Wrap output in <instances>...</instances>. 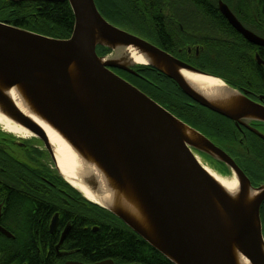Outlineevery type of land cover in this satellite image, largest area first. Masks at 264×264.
I'll return each mask as SVG.
<instances>
[{"label": "water", "instance_id": "95a60500", "mask_svg": "<svg viewBox=\"0 0 264 264\" xmlns=\"http://www.w3.org/2000/svg\"><path fill=\"white\" fill-rule=\"evenodd\" d=\"M16 1H67L75 26L70 38L54 39L0 22L1 111L40 137L57 167L43 128L4 92L19 87L45 121L130 194L127 197L138 204L150 230L120 208L90 202L118 218L173 264H238L236 251L249 264H264L260 216L264 187L254 188L235 162L208 138L109 68L134 74L133 67H150L172 80L195 103L231 120H264V108L221 78L109 23L95 0ZM221 10L250 41L264 43L245 32L224 4ZM98 47L111 53L99 56ZM130 47L151 61L147 65L133 62L127 53ZM182 71L221 81L233 109L217 106L194 90ZM184 129L191 131L197 144L187 140ZM193 150L212 156L229 168L239 182L237 198L230 196L208 173ZM85 185L92 192L99 190L92 176ZM249 192L258 193L251 202H247ZM0 231L9 235L2 228ZM67 234L68 229L61 242ZM92 264L116 263L105 260Z\"/></svg>", "mask_w": 264, "mask_h": 264}, {"label": "flooded vegetation", "instance_id": "af4514ba", "mask_svg": "<svg viewBox=\"0 0 264 264\" xmlns=\"http://www.w3.org/2000/svg\"><path fill=\"white\" fill-rule=\"evenodd\" d=\"M131 1L130 5L136 9L127 21V28L104 18L180 61L221 78L264 108V43L250 41L221 10L224 4L245 32L264 42V0ZM139 7L151 15L148 20L139 18H144L145 13L137 12ZM97 52L103 56L100 48ZM109 69L209 138L235 162L254 188L264 187L263 119L235 121L208 110L153 69L152 73L159 80L175 88L187 110L209 114L208 136L192 125V118L183 109L175 113L159 101L160 94L153 89L155 84L145 75L144 69L133 67L134 74L118 68ZM209 169L221 179L235 178L224 163L212 156H209ZM86 201L80 192L70 193L69 184L59 173L40 137L16 136L0 124V228L9 234L0 231V264H35L34 245L40 255L46 247L48 264H92L81 261L79 250L68 244L74 224L85 217ZM260 216L264 237V200ZM67 229L68 234L61 242ZM93 230L97 231V227Z\"/></svg>", "mask_w": 264, "mask_h": 264}, {"label": "trees", "instance_id": "16d2710c", "mask_svg": "<svg viewBox=\"0 0 264 264\" xmlns=\"http://www.w3.org/2000/svg\"><path fill=\"white\" fill-rule=\"evenodd\" d=\"M130 1L95 0V3L103 17L111 23L127 28V21L133 17L131 14L136 9L130 5ZM136 11L145 12L142 7ZM150 17L151 15L145 12L144 18H139L148 20ZM0 22L54 39L70 38L75 26L74 14L67 1L33 3L0 0ZM100 52L104 54L109 51L100 48ZM140 67L155 84L153 89L160 94L159 101L172 112L179 113L180 108L183 109L184 113L192 118V125L209 136V114L201 110H187L171 84L159 80L150 67ZM69 189L70 193L77 192L70 185ZM84 216L83 219L77 220L68 237V244L79 250L81 261L97 263L113 260L116 264H173L105 209L86 201ZM93 227H97V231H94ZM34 247L36 252L34 263L48 264L46 247L42 248V255L35 245Z\"/></svg>", "mask_w": 264, "mask_h": 264}, {"label": "bare ground", "instance_id": "6f19581e", "mask_svg": "<svg viewBox=\"0 0 264 264\" xmlns=\"http://www.w3.org/2000/svg\"><path fill=\"white\" fill-rule=\"evenodd\" d=\"M127 53L130 55L131 60L139 65H147L151 61L147 55L134 48H127ZM71 74L73 76L75 74L73 69L71 70ZM181 74L194 90L205 96L212 103L217 106L233 109L231 104L227 101L229 94L226 92V87L221 81L187 71H182ZM4 92L23 113L43 128L50 141L57 161L58 170L67 182L81 191L83 196L89 201L98 203L107 208H120L141 226L150 230L147 219L143 215L138 204L132 202L127 197L130 194L126 193L123 187L117 186L91 157L78 151L59 131L45 121L30 103H28L19 87L4 90ZM0 124L11 133L24 134L26 136L33 135L17 122L7 117V115L1 111V108ZM183 131L190 143L197 144V138L191 131L188 129H184ZM205 169L230 196L237 198L239 193V182L236 178L231 180L221 179L207 167H205ZM91 176L97 180L99 185V190L96 193L92 192L85 185V181ZM257 195V192H249L247 195V202H251ZM236 258L238 264H249V262L237 251Z\"/></svg>", "mask_w": 264, "mask_h": 264}, {"label": "rangeland", "instance_id": "374dc122", "mask_svg": "<svg viewBox=\"0 0 264 264\" xmlns=\"http://www.w3.org/2000/svg\"><path fill=\"white\" fill-rule=\"evenodd\" d=\"M110 53V52H109ZM109 53H102V55L103 56H106V55H108ZM204 128H206L207 129V127L206 126H203ZM209 130V129H208ZM199 132V131H198ZM201 133V132H200ZM14 135H20V136H22L23 138H26V139H30L31 137H32V135H29V136H26V135H24V134H15V133H13ZM202 134V133H201ZM202 135H204V134H202ZM205 136V135H204ZM206 137V136H205ZM207 138V137H206ZM209 139V138H208ZM193 152H194V154L201 160V162L206 166V167H208L209 168V156L208 155H206V154H204V153H201V152H199V151H196V150H193ZM91 215V214H90Z\"/></svg>", "mask_w": 264, "mask_h": 264}]
</instances>
